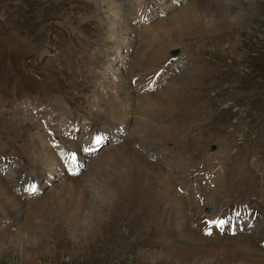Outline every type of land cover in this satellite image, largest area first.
<instances>
[{"label": "rangeland", "instance_id": "1", "mask_svg": "<svg viewBox=\"0 0 264 264\" xmlns=\"http://www.w3.org/2000/svg\"><path fill=\"white\" fill-rule=\"evenodd\" d=\"M191 3L0 0V177L7 179L5 182L26 203L63 191L62 178L69 173L62 160L67 148L62 145L68 144L79 154L85 145L96 146L90 154H80V168L74 171L78 173L70 176L82 182L88 202L84 209L77 207L66 213L55 208L43 221L42 216L29 220L25 205L14 225V220L5 217L12 213L0 204V264H21L22 247L29 251L31 245L42 255L37 264H141L147 250L156 252V264H184L182 258L167 259L157 252L170 240L168 233L178 229L168 219L170 193L176 192L178 183L181 192L185 191L183 186L193 185L198 191L195 203H201V191L208 194L202 201L204 213L216 214L215 206L223 205L224 210L228 206V212L240 218L234 231L246 227L264 249V242L258 240L261 224H256L255 218L250 226L240 214L246 204L255 201L263 205L264 212V0H207L203 9L222 19L216 33L181 32L184 28L177 23L187 17ZM145 52L151 53L150 65ZM142 62L148 65L146 77L136 71L142 69ZM151 76L158 78H153L156 82L152 87ZM194 77L198 78L195 84ZM123 83L129 85L125 92L132 103L131 107L123 106V113L127 110L128 114L119 117L113 100L120 98ZM173 85L177 86L171 97L149 102L150 93L162 94ZM52 96L56 97L50 102ZM54 112L57 115L52 116ZM42 118L51 124L41 126ZM52 127L61 134L59 145L54 143L55 136L45 138L44 143L45 136L37 133L46 130L53 134ZM91 127L108 132L93 141ZM128 137L136 138L130 146L134 150L121 155L115 152L118 144L128 143ZM163 141L172 144L174 153ZM150 143H156V148L151 149ZM38 147L53 154L49 165L40 161ZM139 155L154 169L140 164ZM8 157L18 159V164L11 168L9 162L13 161ZM16 165L22 166L29 178L14 174ZM148 170L161 176L167 171L174 184H164L163 188L159 176ZM108 178L114 191L105 184ZM63 193L70 199L68 191ZM106 193L109 196H103ZM185 194L190 225L199 229L192 222L197 206L190 203L189 193ZM98 197L100 202L111 204L112 213L79 248L72 217L84 219L88 206L99 202ZM249 197L255 199L235 203ZM221 215L222 210L214 219ZM27 221H36V226L47 223L45 242L28 235L12 237L11 233L20 231L19 226ZM173 222L178 226L177 218ZM209 223L215 231L216 222ZM209 223L203 224L208 227ZM198 258L195 264L209 261Z\"/></svg>", "mask_w": 264, "mask_h": 264}, {"label": "bare ground", "instance_id": "2", "mask_svg": "<svg viewBox=\"0 0 264 264\" xmlns=\"http://www.w3.org/2000/svg\"><path fill=\"white\" fill-rule=\"evenodd\" d=\"M206 2H207V0H192V3L190 4V6L187 10V17H185L181 20L182 23H177L178 25H180L181 29L184 28V30H181V32H185V31L186 32L198 31L201 33L219 32V27H220V25L223 24L222 21H220L222 19H220V17H218V15L211 16L208 11L203 9L205 7ZM216 8H217V6H216ZM198 12L200 13L199 16L197 14ZM201 12H202V14H201ZM237 15L238 14H235L233 18H236ZM195 26H199L200 30L194 29ZM166 38H165V40H166ZM135 43L138 44L139 41L135 39ZM144 47H145V45H144ZM148 52H149V50H148ZM146 57H147V59H146L147 64H149V65L152 64L151 63V59H152L151 53H148L146 55ZM143 64L144 65H143L142 69L140 67L136 68V71H142V73L138 74L140 77L141 76H145V77L147 76V73L144 71L147 69L148 65L146 63H143ZM151 77L152 78L149 79V82H151V87H152L155 85L156 81L154 79H156V77L155 76L154 77L151 76ZM192 79H193L192 83L195 84L196 82H198V78L194 77ZM156 80H158V78ZM174 84H176V83H174ZM176 86L177 85H173L169 91L163 92L162 94L161 93H153V94L150 93L149 95L151 97L148 98L149 102L150 101H163V100H165V98L171 97V94L174 93ZM121 87H122L121 90L123 89V92L121 93L120 98L113 100V103L116 104V108H117L116 112L120 113L119 117L122 116L121 114L123 113V111H122L123 106L127 105V107H131V103H132V97L129 98V94L127 92H125V90L128 91L127 89L129 87V85H126L123 83V85ZM133 87H135V86H133ZM110 100L112 101V99H110ZM111 101L108 100L107 102L110 104ZM123 114L127 115L128 114L127 110H125ZM127 124H128V126H130L131 122L127 121ZM45 127H47V126H45ZM90 130H91L93 141H96L97 138H100L101 133L106 132L103 129H98L95 127H91ZM92 130H94V131H92ZM131 130L133 131V129H131ZM135 131L133 132L134 134H135ZM48 132L49 131H46V130L43 132L39 130L37 132L38 134H43L45 136L44 137V143H45V138L50 137L49 140H52L54 138V135H53L54 133L49 134ZM96 132H98L99 134H97ZM131 135H132V133H131ZM135 140H136L135 137H128L127 138L128 143L127 144L121 143L120 145L118 144L117 147L114 149L115 152L119 153L120 155L129 153V152L131 153L134 149L131 148L130 146L132 144H134ZM148 145L150 146V148H152V147H153V149L155 148V143H153V144L150 143ZM62 147L67 148L66 151L68 153L65 152L67 154V156L63 157L62 160L67 165L66 170H68V173L70 174V175L64 176L62 178L65 180L62 184V190L68 191V193L70 194V199H69L68 195H67L68 198H65L63 196V194H64L63 191H61L59 189V191H57V192L54 191L53 193H50V194H45L43 196L40 195V197H37L34 200H31V199H30L31 201L26 200L27 202L25 203L24 201H21L19 199L20 196L18 197L17 194L14 193L13 186H10V185H8L7 182H5L7 179L3 180V178L0 177V204L4 207L8 208L9 211L12 213V214L6 213L5 217L9 218L10 220H14V222H13L14 225L18 224V222L20 220V214L23 212L22 209L24 208L25 205H27L26 207L28 210L26 212L29 216V220H32V219L34 220L36 218V216H42L43 221H46L45 218L47 215H49V213L52 209L62 208V211L65 210L66 213H70L73 209H75L77 207L83 208L84 206H86L88 204L86 193L82 191L84 188L83 185L81 184L82 182L80 183V180L78 181L77 179L70 177L72 175L75 167H77L78 163H80V157H78V161H76V162L74 161L75 160L74 155L77 154V149H75V148L71 149L68 146V144H64V145H62ZM38 148L39 149L37 151L39 154L40 161H42L46 165H49V163L51 162V160H49V158H51L53 156V154L48 153L47 150H44L41 147H38ZM139 152H141V151H139ZM82 153H86V152H82ZM86 154L88 155L90 153H86ZM141 154H142V152H141ZM61 156H63V155H61ZM81 157H83V156H81ZM84 158H85V156H84ZM169 159H170V157H169ZM55 160L56 159H54V161ZM138 160H139L140 164H144L146 167H148V169L150 167H152L151 169H154L153 166L151 165V163L146 161L143 158V156L139 155ZM73 161H74V166H71L70 163L72 164ZM9 163H10L11 168L13 167L14 164H17L16 162H9ZM55 163H56V161H55ZM178 166H179V168H183L182 164H179ZM0 172H3V170L0 169ZM148 172H151V171L148 170ZM13 173L16 175L25 174L24 170L21 168L20 165L14 166ZM152 173H154V175L156 174L159 176V178H160L159 185H161L163 188H164V186H163L164 184H167V185H169L171 183H172L171 185L174 184L168 178L167 171L164 172V174L162 176L157 174L156 172H151V175H152ZM215 174L216 173H214V176H215ZM23 176H25L26 178H29L28 177L29 175L27 173ZM158 176H157V178H158ZM171 180H173V179H171ZM113 181H116V180H113ZM183 182H184V180H183ZM118 183H119V181H118ZM105 184L108 186V188L111 191H114L113 183H111V178H108L105 181ZM179 185H181V184L180 183L177 184L176 192L170 193L171 205L168 207V209H169L168 210L169 211L168 219L171 220V225L174 228L178 227V229L171 235H169V233H168V239L170 238V240H167L168 242L164 241L165 247H164V249L157 251L158 255L159 254L165 255L167 257V259L182 258L184 261V264H195L193 261L195 260L196 257H199L200 259H203V257H204V259L209 258V261H206V264H264V249L259 247L260 245L259 246L257 245V241L254 240L255 238H253L248 231H245L246 227H244L245 228L244 229L243 226H241L240 228L243 229L242 231L241 230L240 231H234L235 225H238V223L240 222V218H238L239 217L238 214L229 213L228 212V206H227V204H225L227 207L225 208V210L221 209L223 211V215H221V217L219 216L218 219H214V217L208 215L205 218H207V220H208V218L210 217L213 220H210V219L208 221L206 219L203 220L204 216L202 214L204 213L203 209H204L205 205H203L202 201L206 200V197L208 194H206L204 191H201L199 193L200 194L199 197L197 196L201 203H199V202L195 203V202H197V200L195 199V194L196 193L198 194V191L192 187L193 185L190 187L188 186L187 188H185L182 185L183 188L185 189L184 192L178 191ZM202 188H204V186H202ZM210 189H207V190L209 191ZM31 192L32 191H30L29 193L33 194ZM186 192H188L189 196L191 197V199H189L190 203H193L194 205L197 206V209L194 210V213L196 216L192 219V222H196L199 229H195L196 227H193L192 225H190L189 214H188V211L186 210V208L188 206V204L186 203V200H185L186 199L185 198ZM82 193H84V195ZM108 193L104 194L103 196H109ZM99 198L100 197H98L96 200L99 201ZM99 202H95L92 206H88L89 212H88L87 216H85L84 219L80 220V217H74V216L72 217V220H75V228L79 234L78 241H77V246L79 248H81L84 245V243L87 242L86 241L87 236L94 235V233L97 232L96 229L98 227H101L103 225V222H105L107 217L112 213V210L110 207L111 204L106 205L104 203V200H101L100 204H99ZM95 204H98V205H95ZM183 206L184 207L186 206V207L183 208ZM230 206H232V205H230ZM243 206H245V205H243ZM261 207L262 206L256 201L250 202L249 204H246V206L242 210V213H240V214H244V218L248 217V218H246V220L250 221V226H254L255 223H253V219L256 218L255 219L256 224H257V222H259L261 224V227H260L261 232L259 234L258 240L261 242H264V212L261 209ZM235 208H237V207H235ZM262 216H263V218L261 219ZM174 218L178 219V222H177L178 226L174 225L175 224V222H173ZM36 221H32L31 223H29L28 221L25 222L24 224L21 225V227L19 226L20 229H18V230H20V231H18L17 233H11L12 237H16L17 234L18 235L21 234L24 236L28 235V236H31L33 238L34 237H36V238L40 237V238H38V240H41L42 238H44V242H45L46 239L44 236L48 235L47 223L43 224V226H41V225L36 226V224H35ZM210 221L216 222V225L214 228L215 231L213 230L212 232H209L208 234H206L208 227H213V225H211L212 223H209ZM205 222L209 223L208 227H205V225L203 224ZM228 224L230 225L229 227L227 226ZM34 226L36 228L38 227V229H40V230H34L35 229ZM232 226H234V229H232ZM227 229L231 230V231H228ZM223 233H226V234H223ZM255 233H257V232H255ZM256 237H257V235H256ZM31 246H32L31 250H29V251H28V249H25L24 247H22L21 253H22L23 259H22L21 264H37L38 258H40V256H42L40 249L37 246H35V245H31ZM153 253H156V252H152L149 250L143 251L141 264H156L157 260H155Z\"/></svg>", "mask_w": 264, "mask_h": 264}]
</instances>
